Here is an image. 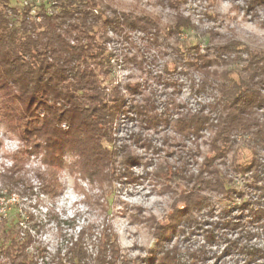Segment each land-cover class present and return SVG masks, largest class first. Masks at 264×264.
Returning a JSON list of instances; mask_svg holds the SVG:
<instances>
[{"label": "clouds", "instance_id": "obj_1", "mask_svg": "<svg viewBox=\"0 0 264 264\" xmlns=\"http://www.w3.org/2000/svg\"><path fill=\"white\" fill-rule=\"evenodd\" d=\"M152 257L264 264V0H0V264Z\"/></svg>", "mask_w": 264, "mask_h": 264}, {"label": "trees", "instance_id": "obj_2", "mask_svg": "<svg viewBox=\"0 0 264 264\" xmlns=\"http://www.w3.org/2000/svg\"><path fill=\"white\" fill-rule=\"evenodd\" d=\"M35 105V107H34ZM49 110L51 111V109H48V107L46 105L43 104V101H40L39 103H37V97H33L29 102H28V110L31 114L35 115L37 117V119H39V111L41 110ZM46 123H51V121H47ZM188 211V209H184L183 212ZM182 212V213H183Z\"/></svg>", "mask_w": 264, "mask_h": 264}, {"label": "rangeland", "instance_id": "obj_3", "mask_svg": "<svg viewBox=\"0 0 264 264\" xmlns=\"http://www.w3.org/2000/svg\"><path fill=\"white\" fill-rule=\"evenodd\" d=\"M131 162H132V163H137L136 160H132ZM186 212H187V211H185V212H183V213H186ZM183 213L181 212L180 215H183ZM154 260H155V257H152V258L150 259V261H149V264H153Z\"/></svg>", "mask_w": 264, "mask_h": 264}]
</instances>
